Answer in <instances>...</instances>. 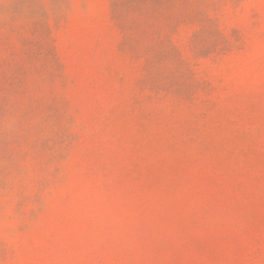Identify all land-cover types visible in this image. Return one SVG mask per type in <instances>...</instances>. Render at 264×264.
Here are the masks:
<instances>
[{"label":"rangeland","instance_id":"obj_1","mask_svg":"<svg viewBox=\"0 0 264 264\" xmlns=\"http://www.w3.org/2000/svg\"><path fill=\"white\" fill-rule=\"evenodd\" d=\"M0 264H264V0H0Z\"/></svg>","mask_w":264,"mask_h":264}]
</instances>
